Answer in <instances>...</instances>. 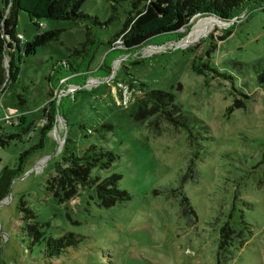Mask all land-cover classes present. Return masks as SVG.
I'll use <instances>...</instances> for the list:
<instances>
[{
    "label": "rangeland",
    "instance_id": "obj_1",
    "mask_svg": "<svg viewBox=\"0 0 264 264\" xmlns=\"http://www.w3.org/2000/svg\"><path fill=\"white\" fill-rule=\"evenodd\" d=\"M131 8V0H84L80 11L96 23L40 20L42 32L61 34L22 56L18 80L0 92V127L20 135L0 147V172L38 144L44 110L55 109L43 147L0 205V264H264V3L230 21L192 19L179 36L125 54L116 34ZM207 18L223 26L185 42ZM16 31L22 45L36 34L27 14L19 12ZM87 38L84 53L75 54ZM64 62L78 72L70 75L59 67ZM131 80L173 95L189 132L163 124L157 134L134 121L131 104L141 93L130 91ZM107 124L112 131L101 128ZM66 144L112 151L115 161L90 176L120 175L129 198L103 209L91 192L64 204L47 194L45 181ZM21 203L43 234L34 243ZM226 224L241 233L221 249ZM66 233L80 243L46 263L45 239Z\"/></svg>",
    "mask_w": 264,
    "mask_h": 264
},
{
    "label": "trees",
    "instance_id": "obj_2",
    "mask_svg": "<svg viewBox=\"0 0 264 264\" xmlns=\"http://www.w3.org/2000/svg\"><path fill=\"white\" fill-rule=\"evenodd\" d=\"M83 1L0 0V92L18 80L22 56L34 55L38 48L57 40L61 34V30L42 32L40 20L69 21L74 25L83 24L88 20L96 23V20L80 11ZM261 3H264V0H131L132 8L116 38H121L125 54L133 53L151 43L156 37L172 38L179 36L181 30L186 32L192 19L213 16L220 21H230L244 10ZM19 12L27 14L36 29L32 40L24 45L21 44L22 41L16 31ZM89 43L91 40L87 38V43L82 45V51L74 53H84ZM63 66L70 68V75L78 72L69 62L59 65ZM258 83L260 89L264 88V73L259 75ZM127 86L130 91L141 93L131 104L134 121L147 122L150 127H154L157 134L160 133L163 124L171 125L174 130L184 129L189 132L188 119L181 112L180 106L175 104L173 95L160 90H145L143 85L135 80L128 82ZM44 112L48 124L42 128L38 144L22 153L14 168L5 167L0 172V203L9 195L12 181L23 174V165L30 154L43 147L44 137L52 128L55 109L49 107ZM101 128L106 132L113 129L108 124ZM93 131L99 132L98 129H88L86 133L90 134ZM19 138L18 134L4 133L0 127L1 148ZM116 158L117 156L106 148L89 145L77 149L72 144H66L62 148L59 161L54 164L53 174L45 181V192L58 203L64 204L74 200L82 191H87L94 194L99 207L112 208L129 198L128 194L118 187L121 176L113 174L100 180L93 179L90 175L95 168L107 169ZM19 213L21 222L26 224L25 231L32 237L33 243L42 238L43 234L38 231L34 213L23 203L20 204ZM239 233L241 228L234 229L226 224L221 230L219 247L225 248L228 240H232ZM79 243L80 240L71 233L58 238H47L43 250L44 260L47 263L49 260L58 259L64 251L75 248Z\"/></svg>",
    "mask_w": 264,
    "mask_h": 264
},
{
    "label": "bare ground",
    "instance_id": "obj_3",
    "mask_svg": "<svg viewBox=\"0 0 264 264\" xmlns=\"http://www.w3.org/2000/svg\"><path fill=\"white\" fill-rule=\"evenodd\" d=\"M215 26H223V24L216 19L207 18V19L202 20L194 27L193 31L191 32L189 37L186 38L185 42H188L191 39H194L196 36L199 37L203 34H206L211 29H213Z\"/></svg>",
    "mask_w": 264,
    "mask_h": 264
},
{
    "label": "built area",
    "instance_id": "obj_4",
    "mask_svg": "<svg viewBox=\"0 0 264 264\" xmlns=\"http://www.w3.org/2000/svg\"><path fill=\"white\" fill-rule=\"evenodd\" d=\"M18 37L20 38V40L22 39V36H21V35H19ZM8 120H9V119H8Z\"/></svg>",
    "mask_w": 264,
    "mask_h": 264
},
{
    "label": "water",
    "instance_id": "obj_5",
    "mask_svg": "<svg viewBox=\"0 0 264 264\" xmlns=\"http://www.w3.org/2000/svg\"><path fill=\"white\" fill-rule=\"evenodd\" d=\"M6 199H7V198H6ZM6 199H5V200H6ZM5 200H3V201L0 203V205H1L3 202H5Z\"/></svg>",
    "mask_w": 264,
    "mask_h": 264
},
{
    "label": "crops",
    "instance_id": "obj_6",
    "mask_svg": "<svg viewBox=\"0 0 264 264\" xmlns=\"http://www.w3.org/2000/svg\"><path fill=\"white\" fill-rule=\"evenodd\" d=\"M18 35H20V34H18Z\"/></svg>",
    "mask_w": 264,
    "mask_h": 264
}]
</instances>
